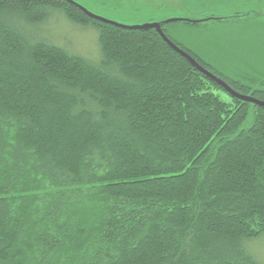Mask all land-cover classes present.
<instances>
[{
	"label": "trees",
	"instance_id": "1",
	"mask_svg": "<svg viewBox=\"0 0 264 264\" xmlns=\"http://www.w3.org/2000/svg\"><path fill=\"white\" fill-rule=\"evenodd\" d=\"M55 13L95 30L96 60L38 36ZM260 238L264 107L154 29L0 0V264H261Z\"/></svg>",
	"mask_w": 264,
	"mask_h": 264
},
{
	"label": "rangeland",
	"instance_id": "2",
	"mask_svg": "<svg viewBox=\"0 0 264 264\" xmlns=\"http://www.w3.org/2000/svg\"><path fill=\"white\" fill-rule=\"evenodd\" d=\"M70 1L93 15L127 26L169 18L195 21L212 15L248 14L236 21L197 25L174 21L163 25L168 38L193 57L201 59L219 78L239 80L254 86L264 84V0ZM62 17L57 13L52 15L41 27L38 36L65 47L71 53L96 60L100 49L95 30L74 26ZM247 247L264 264V239L251 240Z\"/></svg>",
	"mask_w": 264,
	"mask_h": 264
},
{
	"label": "water",
	"instance_id": "3",
	"mask_svg": "<svg viewBox=\"0 0 264 264\" xmlns=\"http://www.w3.org/2000/svg\"><path fill=\"white\" fill-rule=\"evenodd\" d=\"M79 6V5H78ZM85 13H87L90 17L97 19L101 22H107L119 27H124L128 29H142V30H147V29H154L161 39L174 51H176L179 55L184 57L190 65H192L194 68H196L198 71H200L202 74H204L208 79L211 81L215 82L217 85H219L225 92H227L230 96L247 101L250 103H253L255 105H258L260 107H264V101L254 98L250 95H244L236 92L234 89H232L224 80L213 74L212 72L208 71L206 68L202 67L191 55H189L187 52L183 51L180 49L175 43H173L162 31V24L168 23V22H174V21H184V22H189V23H195L198 20H188V19H182V18H169L166 20H163L161 22H152V23H143V24H137V25H132V26H127L124 24L116 23L107 19H104L102 17L93 15L92 13L86 11L83 7L79 6Z\"/></svg>",
	"mask_w": 264,
	"mask_h": 264
},
{
	"label": "bare ground",
	"instance_id": "4",
	"mask_svg": "<svg viewBox=\"0 0 264 264\" xmlns=\"http://www.w3.org/2000/svg\"><path fill=\"white\" fill-rule=\"evenodd\" d=\"M258 17V16H257ZM248 21V20H247ZM244 24V23H243ZM237 25H240V24H237ZM229 95V94H228Z\"/></svg>",
	"mask_w": 264,
	"mask_h": 264
},
{
	"label": "flooded vegetation",
	"instance_id": "5",
	"mask_svg": "<svg viewBox=\"0 0 264 264\" xmlns=\"http://www.w3.org/2000/svg\"><path fill=\"white\" fill-rule=\"evenodd\" d=\"M165 20V19H164Z\"/></svg>",
	"mask_w": 264,
	"mask_h": 264
}]
</instances>
